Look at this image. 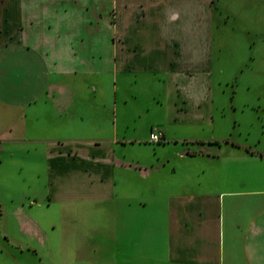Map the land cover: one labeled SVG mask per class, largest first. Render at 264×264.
I'll return each mask as SVG.
<instances>
[{
    "label": "crops",
    "instance_id": "0c3cea01",
    "mask_svg": "<svg viewBox=\"0 0 264 264\" xmlns=\"http://www.w3.org/2000/svg\"><path fill=\"white\" fill-rule=\"evenodd\" d=\"M214 6L0 0V150L38 158L21 168L44 185L12 202L20 247L61 262L93 247L68 253L85 264H264V150L226 142L222 159L198 137L180 159L127 152L213 122ZM206 146L216 155L200 160Z\"/></svg>",
    "mask_w": 264,
    "mask_h": 264
},
{
    "label": "rangeland",
    "instance_id": "374dc122",
    "mask_svg": "<svg viewBox=\"0 0 264 264\" xmlns=\"http://www.w3.org/2000/svg\"><path fill=\"white\" fill-rule=\"evenodd\" d=\"M213 1L214 87L210 100L213 122L200 127L180 126L177 136L183 140L163 146L155 142H143L137 150H127L128 155L149 161L157 159L162 151L174 159H180L179 153L185 146L183 141L197 150L192 138L198 137L200 140L218 139L222 147L216 153L211 150V146H206L202 149L205 156H200V160L207 158L206 152L210 155L215 152L223 159L229 149L226 142L249 146L247 150L250 147L257 151L264 150V0ZM157 117L160 118V115L152 111L141 117L138 123L139 136L149 134ZM241 151L242 148L238 150ZM24 156L20 151L10 154L0 150V264H85L83 260L76 262L68 256L70 252L71 256L75 252L81 256L88 253L96 259L97 254L93 253L95 249L90 246L86 249L74 248L72 251L67 246V254L62 262L55 256L57 249L54 251L53 248L55 255L52 252L45 254L35 240L31 242V249L20 247L19 241L27 242V239L24 240L17 230L11 213L12 202H21L27 194L44 192L42 182L29 176L33 170L21 168L22 163H32L34 159ZM34 160L39 161L38 158ZM6 234L12 236V242H8ZM90 264L104 263L94 261Z\"/></svg>",
    "mask_w": 264,
    "mask_h": 264
},
{
    "label": "built area",
    "instance_id": "2783aa9c",
    "mask_svg": "<svg viewBox=\"0 0 264 264\" xmlns=\"http://www.w3.org/2000/svg\"><path fill=\"white\" fill-rule=\"evenodd\" d=\"M162 139V133L159 131H152L149 135V140L151 142H159Z\"/></svg>",
    "mask_w": 264,
    "mask_h": 264
}]
</instances>
